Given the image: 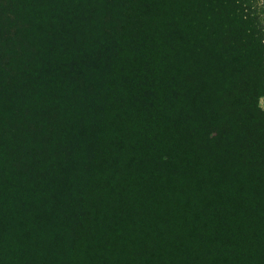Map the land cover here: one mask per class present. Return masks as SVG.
<instances>
[{"label": "trees", "instance_id": "16d2710c", "mask_svg": "<svg viewBox=\"0 0 264 264\" xmlns=\"http://www.w3.org/2000/svg\"><path fill=\"white\" fill-rule=\"evenodd\" d=\"M250 6L0 0V264H264Z\"/></svg>", "mask_w": 264, "mask_h": 264}, {"label": "rangeland", "instance_id": "374dc122", "mask_svg": "<svg viewBox=\"0 0 264 264\" xmlns=\"http://www.w3.org/2000/svg\"><path fill=\"white\" fill-rule=\"evenodd\" d=\"M251 12L258 15L264 25V0H249ZM259 107L264 110V96L259 99Z\"/></svg>", "mask_w": 264, "mask_h": 264}]
</instances>
